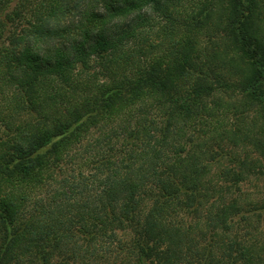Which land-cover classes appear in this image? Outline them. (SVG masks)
Returning <instances> with one entry per match:
<instances>
[{"label":"trees","instance_id":"obj_1","mask_svg":"<svg viewBox=\"0 0 264 264\" xmlns=\"http://www.w3.org/2000/svg\"><path fill=\"white\" fill-rule=\"evenodd\" d=\"M0 264H264V0H0Z\"/></svg>","mask_w":264,"mask_h":264},{"label":"rangeland","instance_id":"obj_2","mask_svg":"<svg viewBox=\"0 0 264 264\" xmlns=\"http://www.w3.org/2000/svg\"><path fill=\"white\" fill-rule=\"evenodd\" d=\"M238 150H240V149H238ZM241 151H242V149H241ZM261 184H262L261 182H258V185L257 186H253L254 190H260V189H262L263 187H260Z\"/></svg>","mask_w":264,"mask_h":264}]
</instances>
